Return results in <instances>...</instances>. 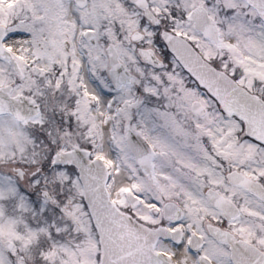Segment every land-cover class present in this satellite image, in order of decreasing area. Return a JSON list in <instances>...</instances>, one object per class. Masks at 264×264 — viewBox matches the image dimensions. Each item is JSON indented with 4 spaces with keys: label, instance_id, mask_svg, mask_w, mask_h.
Here are the masks:
<instances>
[{
    "label": "snow or ice",
    "instance_id": "1",
    "mask_svg": "<svg viewBox=\"0 0 264 264\" xmlns=\"http://www.w3.org/2000/svg\"><path fill=\"white\" fill-rule=\"evenodd\" d=\"M0 264H264V0H0Z\"/></svg>",
    "mask_w": 264,
    "mask_h": 264
}]
</instances>
